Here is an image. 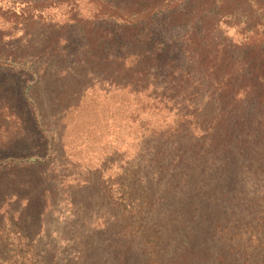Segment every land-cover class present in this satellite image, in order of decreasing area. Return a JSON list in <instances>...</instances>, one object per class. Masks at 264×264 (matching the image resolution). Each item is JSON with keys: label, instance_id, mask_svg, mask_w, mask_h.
<instances>
[{"label": "rangeland", "instance_id": "374dc122", "mask_svg": "<svg viewBox=\"0 0 264 264\" xmlns=\"http://www.w3.org/2000/svg\"><path fill=\"white\" fill-rule=\"evenodd\" d=\"M137 1L0 0V264H151L106 196L104 182L125 172L141 174L155 199L146 222L158 227L163 264H236L215 227L231 207L221 203L239 177L235 153L228 145L190 184L174 180L170 160L192 156L189 144L158 96L110 81L123 77L119 62L95 47L119 40L124 22L107 15L127 17ZM158 22L161 67L192 70L177 40L185 29ZM19 221L34 241L11 233Z\"/></svg>", "mask_w": 264, "mask_h": 264}, {"label": "trees", "instance_id": "16d2710c", "mask_svg": "<svg viewBox=\"0 0 264 264\" xmlns=\"http://www.w3.org/2000/svg\"><path fill=\"white\" fill-rule=\"evenodd\" d=\"M119 10L107 15L124 22L119 40L111 35L95 43L98 52L105 49L109 59L119 62L123 77L119 75L120 81L115 75L110 81L158 96L160 109L169 112L168 125L175 126V134H181L193 152L170 160L174 180L190 184L205 170L211 153L219 156L231 147L239 177L232 198L221 203L231 207L220 212L215 227L236 264H264V0H138L127 17ZM158 21L185 29L177 40L192 70L173 59L161 67L166 43L155 35ZM161 70L166 76L159 83ZM166 149L163 144L157 160L166 157ZM130 174L132 178L125 172L104 182L112 216L122 221L121 235L139 238L137 246L150 255L151 264H163L156 258L158 227L146 222L154 213L155 199L143 176ZM6 224H0V236ZM11 224V233L35 240L20 221ZM61 234L71 241V233Z\"/></svg>", "mask_w": 264, "mask_h": 264}]
</instances>
